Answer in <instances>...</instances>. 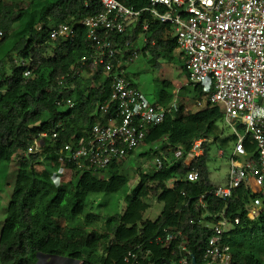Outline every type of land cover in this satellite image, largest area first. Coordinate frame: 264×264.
<instances>
[{"label":"trees","instance_id":"1","mask_svg":"<svg viewBox=\"0 0 264 264\" xmlns=\"http://www.w3.org/2000/svg\"><path fill=\"white\" fill-rule=\"evenodd\" d=\"M119 1L137 10L150 4V0ZM102 9L100 0H30L25 7L16 0H0V30L4 33L0 40V174L4 164L13 159L18 162L6 216L0 220V264H36L39 253L69 257L81 264H123L122 258L129 251L147 255L145 261L151 264H181L185 257L193 264V256L202 264L207 224H215L223 216L232 220L225 240L231 246L233 264H264V202L259 215L251 218L249 208L257 194L250 186L241 185L229 200L213 193L220 184L210 179L211 143L225 148L235 139L233 134L223 138L224 128L217 124L224 120L222 104L188 112L180 103L163 122L150 128L146 144L161 141L163 145L137 158L159 155L163 166L150 172L139 168L138 183L125 210L104 221L93 213L80 218L91 194L119 193L130 181V175L123 173V161L109 165L105 177L72 165L58 173L60 147L86 137L91 126L107 123L115 114L114 104L105 116L101 110L112 95L111 79L101 68L93 77H68L71 67L88 53L87 29L82 21ZM146 15L141 16L133 39L143 31ZM147 22L145 52L150 64L159 68L161 61L178 49L176 35L171 23L151 16ZM59 24L70 25L74 36L53 40L51 31ZM14 29L23 35L4 51L3 44ZM115 37L122 44L129 32ZM180 61L181 72L188 78L182 53ZM27 70L31 71L29 76L25 75ZM179 93L196 99L205 91L203 85L189 81L178 89L170 77L163 78L156 103L169 107ZM67 100L73 107H65ZM44 132L49 136L57 132L58 136L51 141L45 138L42 151L25 155ZM197 138L205 140L204 153L189 165L186 158ZM246 149L256 150L249 137ZM191 169L200 173L196 182L187 180ZM202 195L205 206L197 208ZM152 198L162 202L163 209L156 219H145ZM236 218L239 223H235ZM61 220L66 227L58 238ZM89 227L93 229L89 231ZM165 229L181 230L184 238L169 247L157 243L160 235L166 237ZM185 239L187 249L183 250Z\"/></svg>","mask_w":264,"mask_h":264},{"label":"built area","instance_id":"2","mask_svg":"<svg viewBox=\"0 0 264 264\" xmlns=\"http://www.w3.org/2000/svg\"><path fill=\"white\" fill-rule=\"evenodd\" d=\"M100 1L102 11L82 21L87 29L88 53L71 67L68 77H93L101 68L112 82L111 99L102 105L101 110L105 116L114 104L115 114L107 123L97 122L91 126L86 137L72 139L60 147L58 160L61 168L58 173L72 165L78 170L104 176V170L114 161H124L137 148L147 145L145 140L150 128L179 108L178 98L169 107L150 102L136 82V74L129 70L140 52L145 51L147 18L151 16L173 25L178 49L189 74L187 81L203 85L205 94L194 99L192 106L201 109L208 104H222L224 124L235 136L227 180L213 193L229 200L241 185L250 186L257 197L249 208V216L257 217L264 202V0H150V4L140 10L119 0ZM144 14L147 15L143 31L133 39ZM130 31L129 38L119 44L115 36ZM74 34L70 25L59 24L51 31V38L68 39ZM3 35L0 30V40ZM140 40L143 47L136 46ZM30 72L27 70L25 75L29 76ZM73 105L67 100L65 107ZM57 136V132L51 136L41 133L24 154L42 151L47 142L44 139L51 141ZM248 137L256 145L254 152L246 149ZM204 141L203 138L193 141L187 164L203 155ZM220 154H224L222 150ZM156 166H163L160 157ZM199 179L197 169L187 173L188 181ZM175 181L172 180L171 184ZM204 197H200L197 208L205 206ZM235 223H239V218ZM231 226L232 220L225 216L217 223L207 225L205 230L209 234L204 238L202 264H233L231 246L225 240V233ZM165 231L166 237L160 235L156 241L166 247L178 238H184L181 230ZM186 244L187 239L181 242V249L186 250ZM147 258V255L129 251L122 261L123 264H151L145 261ZM181 264L191 262L185 257Z\"/></svg>","mask_w":264,"mask_h":264},{"label":"rangeland","instance_id":"3","mask_svg":"<svg viewBox=\"0 0 264 264\" xmlns=\"http://www.w3.org/2000/svg\"><path fill=\"white\" fill-rule=\"evenodd\" d=\"M18 4L25 7L30 5V0H16ZM16 28L18 26L16 25ZM19 30V29H18ZM131 33V31L129 32ZM23 33L13 30L10 34L9 39L3 44L4 51L8 47L18 41L22 37ZM174 37L176 33H173ZM136 46L143 47L142 40L136 43ZM3 50H1L2 52ZM180 50L175 49L173 54L165 58L164 61H161V66L159 68L153 67L149 62V57L146 55L145 51H141L139 56L130 64L129 70L132 73L136 74V82L142 91L146 94L150 102L155 103L158 98L159 91L161 89V81L163 78L170 77L176 88L180 89L181 86L187 84V76L181 72V61H180ZM3 56V53H0V57ZM163 75V76H162ZM155 97V98H154ZM181 97H185L184 99ZM178 103H182L185 108L190 111L196 109L193 105L194 99L192 96L182 95L179 93ZM218 126L224 128V133L222 137L231 136L230 129L224 124V120L219 121ZM225 134V135H224ZM220 143V141H219ZM163 143L157 142L152 145H143L135 151L132 157L127 158L123 161V173H128L130 175L129 183L124 187L122 191L115 194H91L86 202L84 213L81 215V219L86 217L87 214H97L100 217V220H107L108 217L122 213L127 207L130 199L132 190L136 187L138 183V170L141 168L145 172H150L153 169H156L157 158L161 157L155 155L152 151L151 156H145L141 159H138V155L145 152L148 149L160 148ZM220 150L223 151V155L220 154ZM233 150V142L228 144V147H220L217 143H211L210 147V159L208 161V168L210 171V179L214 184H223L227 180V175L231 166V154ZM242 160H245V157H242ZM189 160H186V163H189ZM18 162L13 159L10 163L4 164L0 174V219H4L6 214L5 208L7 207L11 193L13 191L16 171H17ZM107 176L106 174L103 176ZM151 203V207L144 213L145 219H156L162 209L163 203L159 202L157 199L152 198L148 200ZM210 225L211 224H207ZM65 222L61 220L58 227V238L61 237L64 228ZM93 228L89 227V231ZM107 247V246H106ZM58 258V257H55ZM42 264V263H40ZM73 264V263H72ZM76 264V263H75ZM78 264H81L78 263Z\"/></svg>","mask_w":264,"mask_h":264},{"label":"crops","instance_id":"4","mask_svg":"<svg viewBox=\"0 0 264 264\" xmlns=\"http://www.w3.org/2000/svg\"><path fill=\"white\" fill-rule=\"evenodd\" d=\"M155 98V97H154ZM181 98H185V97H181ZM156 99H157V97H156ZM1 220V222L4 220V219H0ZM43 257H45V255L43 256ZM56 256H50V255H48V259L51 261V260H54V259H57V258H55ZM58 259L60 260V262H61V264H75V262L74 261H72V260H70V259H67V258H64V257H58ZM48 261V260H47ZM45 262V264H53V261L52 262Z\"/></svg>","mask_w":264,"mask_h":264},{"label":"water","instance_id":"5","mask_svg":"<svg viewBox=\"0 0 264 264\" xmlns=\"http://www.w3.org/2000/svg\"><path fill=\"white\" fill-rule=\"evenodd\" d=\"M44 255H45V254H42V253H39V254H38V261H37L36 264H40V259H41V257H43ZM60 257H64V256H60ZM64 258L70 259V260L74 261L76 264L80 263L79 260H75V259H72V258H69V257H64ZM192 262H193V264H198V262H197V260H196V258H195L194 256H193Z\"/></svg>","mask_w":264,"mask_h":264},{"label":"flooded vegetation","instance_id":"6","mask_svg":"<svg viewBox=\"0 0 264 264\" xmlns=\"http://www.w3.org/2000/svg\"><path fill=\"white\" fill-rule=\"evenodd\" d=\"M47 257H48V255H45V257H41L40 263L45 264V262H49L50 260ZM52 261H53V264H61V262H60V260L58 258L54 259V260H51L50 262H52Z\"/></svg>","mask_w":264,"mask_h":264},{"label":"clouds","instance_id":"7","mask_svg":"<svg viewBox=\"0 0 264 264\" xmlns=\"http://www.w3.org/2000/svg\"><path fill=\"white\" fill-rule=\"evenodd\" d=\"M46 255V254H45Z\"/></svg>","mask_w":264,"mask_h":264}]
</instances>
